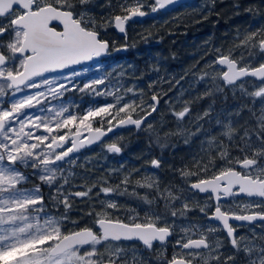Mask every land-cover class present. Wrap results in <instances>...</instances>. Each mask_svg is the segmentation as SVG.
<instances>
[{
  "label": "snow or ice",
  "instance_id": "obj_1",
  "mask_svg": "<svg viewBox=\"0 0 264 264\" xmlns=\"http://www.w3.org/2000/svg\"><path fill=\"white\" fill-rule=\"evenodd\" d=\"M178 3L0 0V264H264V223L259 233L250 229V236L237 235L239 228L264 222V12L259 5L245 8L257 18L255 23L243 31L237 28L226 49L223 45L209 49L205 56L214 59L206 61L199 73H192L195 83L211 81L197 101L223 94L225 89L241 100L227 113L226 123L216 119L222 130L211 135L199 123L209 117V105L191 121L195 132L178 124L176 132L165 133V139L184 136L185 144L192 137H206L200 141L199 151L192 154L190 166L175 169L187 187L161 189L154 175L134 180L133 173L141 170L125 171L121 165L95 179L81 176L79 187L83 190L66 188L75 176L64 167L76 165L72 153L96 142L103 144V138L116 128L131 125L144 130L142 126L160 102L153 93L152 103H147L142 90L140 103L125 101L124 96L96 87L105 84L103 78L78 87L74 81L81 73L73 66L109 53V41L101 39L102 30L114 27L126 37L128 22ZM260 3L264 5V0ZM206 6L211 13L215 0H206ZM97 8L103 11L97 13ZM113 50H126V46ZM188 72L191 69L185 75ZM73 89L97 97L113 96L114 103L75 114L66 104H52ZM126 91L137 94L133 88ZM172 115L183 121L190 115L188 104ZM94 123L101 126L94 127ZM85 130L89 135L82 138ZM146 130L154 131L153 125L147 123ZM156 142L161 148L167 146L160 143L159 136ZM106 150L119 154L122 148L111 143ZM150 164L161 167L159 159ZM114 176L120 177V182L111 185ZM31 177L40 183L24 187ZM44 185L49 189L47 197ZM137 189L154 190L155 195L149 198ZM197 194H204L203 203L195 198ZM113 196L134 197L148 207L138 204L137 211ZM77 200L84 208L73 218L70 214ZM194 210L210 223L203 228L198 223H177L188 220ZM232 221L247 224L234 226ZM169 245L171 258L166 254Z\"/></svg>",
  "mask_w": 264,
  "mask_h": 264
},
{
  "label": "trees",
  "instance_id": "obj_2",
  "mask_svg": "<svg viewBox=\"0 0 264 264\" xmlns=\"http://www.w3.org/2000/svg\"><path fill=\"white\" fill-rule=\"evenodd\" d=\"M199 1L203 2L201 10L195 9L194 6ZM99 2L103 3L104 0H99ZM115 2L116 0H113L114 4ZM235 4H239V8L234 7ZM257 5L264 12V5L260 3V0H215V7L209 13L206 0H196L194 3H188L166 13L159 12L155 17L143 21L128 22L126 37L118 35L113 28L102 30L101 39L109 41L111 53L107 58L98 61L101 65L95 71V77L90 74L86 80L82 78L81 85L83 86V83L91 82L94 79L103 78L105 84L96 86L99 89L124 96L128 101L135 100L137 104L141 100V90L145 93L143 99L147 103L150 102L151 95L156 93L160 99V107L147 122L153 125L154 131L146 130V123L142 126L144 130L136 128L121 130L122 134H118L110 141V143H117L122 148L119 154L108 153L106 150L108 143L81 151L75 158L77 161L75 166L65 165V168H70L75 173L66 188L72 191L83 190L79 187L83 183L80 179L81 176H90L91 179H95L98 176L106 175L112 169L120 168L121 165H124L125 171H131L134 168L141 170L138 174L133 173L134 180L154 175L158 178L161 189L169 185L187 187L175 169L189 165L192 154L199 151L200 141L206 137L198 135L192 137L189 144H185L184 136L172 135L165 139V133L176 132L178 124L182 129L195 132L196 125L191 121L198 114L202 115L209 105H212L209 117H205L199 123L211 135H217L222 130L220 126L216 125V119L220 118L226 123L227 113L237 107L241 100L234 99L232 92L225 89L223 94L205 96L197 101L195 98L211 87V81L206 79L203 82L195 83L196 78L192 73H199L204 68L206 61L214 59L212 56H205L209 49L221 45L226 49L230 46L237 28L243 31L250 23H255L257 18L245 12V8ZM144 10L150 11L147 8ZM102 11L103 9H96L97 13ZM117 14H119L118 9ZM204 16H207V19H204ZM177 17L179 18L177 19ZM124 46H126V52L113 50ZM194 64H196L195 68L192 67ZM189 69L191 72L185 75ZM121 73L123 75H120ZM150 83H153L151 90L148 88ZM128 88H133L137 94L133 96L132 93H128L126 91ZM249 90L252 89L249 88ZM225 95H227V99H225ZM65 98L67 100L64 104L68 105L74 114L86 111L89 106H98L103 103V100L114 99L113 96H105V99H102L87 91L66 93L63 99ZM58 104L53 103V105ZM186 104L189 106L190 115H186L183 121H177L172 112L181 111ZM165 105L170 108L165 110ZM244 115L247 116V112ZM133 116L136 117V114L133 113ZM93 126L100 127L101 125L94 123ZM107 127L105 124L104 128ZM157 136L160 137V143H166L167 146L161 148L160 144L156 142ZM233 154H236L234 150ZM154 158L161 161L159 169L153 168L150 164ZM32 178L34 180L30 184L40 183L35 177ZM119 182L120 177L118 176L112 177L109 181L111 185ZM73 184L77 187L73 188ZM173 190L175 191V189ZM93 191L95 193L98 188ZM129 191H132V185H129ZM43 192L45 196L49 194L46 185L43 186ZM137 192L140 195L148 194L149 198L155 195L154 190L137 189ZM111 198L121 204L136 207L139 211L137 205L140 202L134 197L113 196ZM195 198L203 203L204 195L197 194ZM162 203L161 201V206ZM140 206L148 207L142 204ZM179 206L177 203V207ZM49 207L51 206L49 205ZM81 208H84V205L77 200L76 207L70 215L73 218L80 215L79 209ZM60 211H63L62 207ZM123 215L124 213H121V217ZM143 215L144 213L140 212V216L143 217ZM188 217V220H180L177 223L188 225L192 222L197 223L205 220L204 216L196 210L190 212Z\"/></svg>",
  "mask_w": 264,
  "mask_h": 264
},
{
  "label": "rangeland",
  "instance_id": "obj_3",
  "mask_svg": "<svg viewBox=\"0 0 264 264\" xmlns=\"http://www.w3.org/2000/svg\"><path fill=\"white\" fill-rule=\"evenodd\" d=\"M195 6V9H197V10H201L202 9V7H203V2H201V1H199V2H197V4H195L194 5ZM100 65H101V63L100 62H95V63H93V64H90V65H87V66H84V67H81V68H79V69H75L76 71H79L80 73H81V75L79 76V77H77L76 79H75V83L77 84V86L78 87H82V85H81V80H82V78L83 79H87V76H89L90 74H93V77H95V71L100 67ZM78 92H80V91H78V90H76V89H73V90H71V91H69V92H66V93H71V94H73V93H78ZM65 93V94H66ZM64 94V95H65ZM100 98H102V99H105V96H100ZM66 100H67V98H65V99H63V97L60 99V101H52V104L53 103H65L66 102ZM125 101H128V100H126L125 99ZM105 102H109V103H114V99H112V100H103V103H100V104H98V106H102V105H104L105 104ZM150 103H152V101L150 100V102H149V104ZM5 107H7V105H4ZM89 107H92V106H89ZM89 107H87V109L89 108ZM170 107L168 106V105H165V110H168ZM118 134H122V133H118ZM118 134H117V136H118ZM116 137V136H115ZM114 138V137H113ZM112 138V139H113ZM64 167H65V165H64ZM27 172L28 173H31L32 172V170L31 169H27ZM35 179H37L36 177H35ZM34 179L31 177V179L26 183V184H24V187H26V188H30V187H32L34 184H30V183H32V181H33ZM38 180V179H37ZM38 182H40L39 180H38ZM38 184V183H37ZM49 194H47L46 195V197L48 196ZM192 223H194V222H192ZM201 225L203 224V223H200Z\"/></svg>",
  "mask_w": 264,
  "mask_h": 264
},
{
  "label": "flooded vegetation",
  "instance_id": "obj_4",
  "mask_svg": "<svg viewBox=\"0 0 264 264\" xmlns=\"http://www.w3.org/2000/svg\"><path fill=\"white\" fill-rule=\"evenodd\" d=\"M194 1H196V0H192V1H187V2H185V3H183V4H181L180 6H178V7H182V6H184V5H186V4H188V3H194ZM177 8V7H176ZM176 8H174V9H176ZM174 9H172V10H174ZM171 11V10H170ZM159 13V12H158ZM160 13H166V12H160ZM114 28V27H113ZM115 31V30H114ZM124 37V36H123ZM121 51V50H120ZM123 52H126V50H124ZM122 52V53H123ZM76 69H79V68H76ZM121 132V130L119 131V132H117L115 135H113L112 137H110V138H107L106 140H104V142L103 143H108V144H111L110 143V141H112L114 138H115V136H117V134L118 133H120ZM114 137V138H113ZM113 138V139H112ZM68 146H70V144L68 145ZM79 155V154H78ZM77 157V156H76ZM76 157H72V158H76ZM204 221L202 222V221H199V222H197V223H199V225L203 228V227H205L208 223H210L209 221H207V219L204 217ZM200 223H203L202 225L200 224ZM211 223H213V224H215V223H218V222H211ZM231 223H233V225L235 226V225H237V224H240V223H245V224H247V222H238V221H232ZM261 223H264V222H260V221H255V222H253L252 224H250V225H248L247 227H244V228H239L238 230H237V235L238 236H240V235H251V231H250V229H254L257 233H259V232H261L262 231V229H261V227H260V225H261ZM177 232H179V230L177 229ZM217 235H220V236H223V235H225V233H218ZM176 237L174 236V237H172L171 239H175ZM228 248L230 249V245H228ZM167 256H168V258H171V254H172V252H171V245H169L168 246V250H167ZM145 255H147V253H145Z\"/></svg>",
  "mask_w": 264,
  "mask_h": 264
},
{
  "label": "water",
  "instance_id": "obj_5",
  "mask_svg": "<svg viewBox=\"0 0 264 264\" xmlns=\"http://www.w3.org/2000/svg\"><path fill=\"white\" fill-rule=\"evenodd\" d=\"M187 1H192V0H179V3H178L174 8L180 6L181 4H183V3L187 2ZM174 8L170 6L167 10H172V9H174ZM162 11H165V10L162 9ZM155 14H156V13H150L149 15H146L145 17L135 18V22L143 21V20L147 19V18L150 17V16H154ZM130 22H133V21H130ZM114 29H115V28H114ZM115 31H116V33H118L119 35H124L123 33H120V32H119L118 30H116V29H115ZM106 56H107V54L104 55V56H101V57H99V58H95V59L92 60V61H85V62H83L82 64H80V65H75V66H73V67H74L75 69H76V68H81V67H84V66H87V65L93 64V63H95V62H98V61H100L101 59H103V58L106 57ZM134 118H138V117H134ZM128 127H135V126H131V125H130V126H126V127L116 128V129L113 130V132L108 133L107 136L103 138V141L106 140L107 138L112 137L113 135H115V134H116L117 132H119L122 128H128ZM88 135H89V133L87 132V130H85V131L82 133V138H83V137H87ZM85 143H87V142L85 141ZM98 144H100V143H99V142H96V143H93L92 145H88V146H86V147H84V148H81L78 152H74V153H72L71 155H72V156H76V155L79 154L80 151H82V150H84V149H87V148H90V147H93V146H96V145H98ZM200 195H203V194H200Z\"/></svg>",
  "mask_w": 264,
  "mask_h": 264
},
{
  "label": "bare ground",
  "instance_id": "obj_6",
  "mask_svg": "<svg viewBox=\"0 0 264 264\" xmlns=\"http://www.w3.org/2000/svg\"><path fill=\"white\" fill-rule=\"evenodd\" d=\"M198 1V0H197ZM170 10H165V11H162V10H159L158 12H169ZM148 12H150V11H148ZM158 12H156V14L154 15V16H150V17H155L157 14H158ZM150 17H148V18H150ZM114 29V28H113ZM115 30V29H114ZM116 32V31H115ZM127 32V31H126ZM118 34V33H117ZM119 35V34H118ZM121 37H125V34L124 35H120ZM124 50H121V52H123ZM110 53H111V51H110V44H109V53L107 54V56L106 57H104V58H107L109 55H110ZM103 58V59H104ZM168 62V61H167ZM160 107V102H159V104H158V108ZM154 113H152V115H153ZM150 118V117H149ZM148 118V119H149ZM144 126V125H143ZM129 129H135V127H128V128H122L121 130L123 131V130H129ZM77 156H79V155H77ZM72 157H76V156H72ZM204 195V194H203Z\"/></svg>",
  "mask_w": 264,
  "mask_h": 264
}]
</instances>
